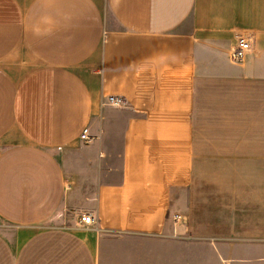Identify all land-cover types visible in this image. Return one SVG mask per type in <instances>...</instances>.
<instances>
[{
  "label": "crops",
  "instance_id": "0c3cea01",
  "mask_svg": "<svg viewBox=\"0 0 264 264\" xmlns=\"http://www.w3.org/2000/svg\"><path fill=\"white\" fill-rule=\"evenodd\" d=\"M85 128L99 173L69 184ZM0 222V264H99L109 237L264 264V0H0Z\"/></svg>",
  "mask_w": 264,
  "mask_h": 264
},
{
  "label": "rangeland",
  "instance_id": "374dc122",
  "mask_svg": "<svg viewBox=\"0 0 264 264\" xmlns=\"http://www.w3.org/2000/svg\"><path fill=\"white\" fill-rule=\"evenodd\" d=\"M87 146L85 143L68 152V156L78 163L73 169L70 167L67 170L69 184H85L92 177L97 179L99 170L96 155L86 151ZM98 156L102 158L103 154L100 152ZM228 244L206 242L193 237L172 240L109 237L100 243L99 264H247L246 253H234L230 247L224 250ZM245 244L234 242L235 246Z\"/></svg>",
  "mask_w": 264,
  "mask_h": 264
},
{
  "label": "built area",
  "instance_id": "2783aa9c",
  "mask_svg": "<svg viewBox=\"0 0 264 264\" xmlns=\"http://www.w3.org/2000/svg\"><path fill=\"white\" fill-rule=\"evenodd\" d=\"M253 37L247 34H239L237 36L236 46L230 53V59L232 62L238 63L245 60L246 56L252 49ZM111 105L115 107H122L125 105V102L122 98L109 96L102 105ZM79 139L85 144L90 140L89 131L85 128L79 136ZM175 220H179V216H174ZM80 223L85 226H91L94 224V219L89 214H83L80 217Z\"/></svg>",
  "mask_w": 264,
  "mask_h": 264
}]
</instances>
